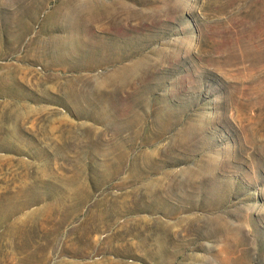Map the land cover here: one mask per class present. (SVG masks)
<instances>
[{
	"label": "rangeland",
	"instance_id": "rangeland-1",
	"mask_svg": "<svg viewBox=\"0 0 264 264\" xmlns=\"http://www.w3.org/2000/svg\"><path fill=\"white\" fill-rule=\"evenodd\" d=\"M0 264H264V0H0Z\"/></svg>",
	"mask_w": 264,
	"mask_h": 264
}]
</instances>
